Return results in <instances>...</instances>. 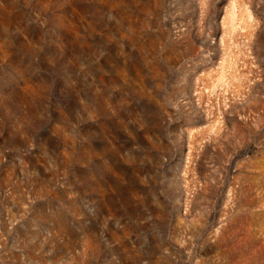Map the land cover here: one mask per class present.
Returning <instances> with one entry per match:
<instances>
[{
  "label": "rangeland",
  "instance_id": "1",
  "mask_svg": "<svg viewBox=\"0 0 264 264\" xmlns=\"http://www.w3.org/2000/svg\"><path fill=\"white\" fill-rule=\"evenodd\" d=\"M0 264H264V0H0Z\"/></svg>",
  "mask_w": 264,
  "mask_h": 264
}]
</instances>
